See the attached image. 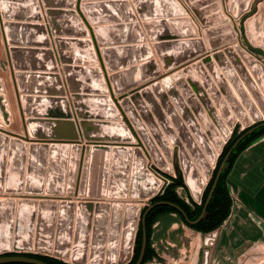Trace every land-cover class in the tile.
<instances>
[{"label": "water", "instance_id": "1", "mask_svg": "<svg viewBox=\"0 0 264 264\" xmlns=\"http://www.w3.org/2000/svg\"><path fill=\"white\" fill-rule=\"evenodd\" d=\"M224 2L225 8L222 0H133L135 14L128 0H0V27L10 46L27 117L26 137L0 128V264H48L19 255L30 251L71 264H128L134 257L139 221L143 235L136 264H143L148 244L145 221L154 208L172 207L191 226L204 219L229 157L264 126V0L255 1L249 11V0ZM158 4L165 5L173 19L154 13L152 7ZM236 4L238 22L226 23L224 10L233 15ZM111 6L124 8L126 20L104 21L101 9ZM188 11L204 27L212 56ZM138 20L159 61L152 59ZM172 23L183 25L191 35L163 37L160 29ZM126 27L138 31L140 39L116 47L108 33ZM248 28L258 31L259 45L250 41ZM31 30L41 37L23 41L22 34ZM73 47H79L82 56L73 55ZM33 48L49 50L48 75L31 73L25 66L24 54L39 52ZM129 49L145 51V63L131 69L120 66L117 53ZM159 64L167 72L163 76ZM136 71L144 75L128 83ZM86 77L95 83L92 95L81 90ZM40 79L50 80L47 93H41ZM92 100L110 108L108 122L88 116L85 103ZM55 103L64 106L59 120L53 116ZM239 121L251 130L226 154L196 221L177 204L155 202L161 182L148 171L145 154L166 173H172L175 163L180 165L184 182L199 203ZM107 128L114 131L107 133ZM84 142L87 145L81 146ZM140 183L152 188L143 190ZM106 196L110 199H102ZM127 197L130 200H124ZM125 201L129 203L123 207ZM134 202L138 205L130 204ZM140 203L147 207L143 215ZM121 232L119 247L114 234ZM107 235L112 238L105 251ZM217 237L218 230L206 235L203 264L210 263ZM10 253L17 255H6Z\"/></svg>", "mask_w": 264, "mask_h": 264}, {"label": "crops", "instance_id": "2", "mask_svg": "<svg viewBox=\"0 0 264 264\" xmlns=\"http://www.w3.org/2000/svg\"><path fill=\"white\" fill-rule=\"evenodd\" d=\"M97 2H105V1H113V0H94ZM131 4L133 12L136 14L135 9L133 8L132 1L128 0ZM225 0H222V4L225 8ZM257 0H249L248 8L251 9L254 2ZM182 5L183 3L180 2ZM184 6V5H183ZM152 11L154 13H158L160 16L166 19H173L172 12L163 4L154 5L152 7ZM186 9V7L184 6ZM46 9V8H45ZM239 4H236L234 7V14L229 15L226 10H224V16L226 17V23H237L238 20L235 19L238 14ZM101 17L104 21H123L126 20L127 11H125L122 7H104L101 9ZM189 17L193 19L194 24L198 29L199 38L204 40V44L207 52L213 53L211 45L204 37V27L200 23V21L196 20L193 14L188 11ZM254 19V16L249 18L246 22L248 24ZM141 25L140 34L144 37L150 46V51L154 54L153 60L159 61L156 55V52L153 48V42L150 41L147 32L144 30L142 21H137ZM121 25H124L125 22H120ZM88 27V26H87ZM93 27V26H91ZM209 27V26H206ZM211 27V26H210ZM134 29L120 28L116 31H112L108 33V38L113 42V44H117L116 47H124L130 45L129 43H133L138 41L139 33ZM161 35L163 37H185L189 36L190 30L179 23H172L170 25L162 27L160 29ZM254 28H248V37L252 44L259 45L260 40L255 35L257 33ZM77 35V34H72ZM23 41H36V38H40L37 33L34 31H27L25 34H22ZM222 35H219L217 38H221ZM55 39V37H54ZM191 39V38H190ZM193 39V38H192ZM238 42V41H237ZM259 43V44H256ZM5 45L6 51V61L8 63V69L11 74V83L15 86L17 91V104L18 108H20L19 112L22 118V121H26V116L23 111L22 101H21V93L19 91L18 82L16 78V70L13 67L11 55H10V46L7 44L6 39L4 37V32L2 27H0V74L3 71V46ZM135 45V44H133ZM137 45V44H136ZM37 53H25L24 54V64L28 69L33 70L31 73H35L37 75H48L51 70L52 62L51 57L48 54V49L45 48H33ZM99 50L101 47L98 48ZM46 51V52H44ZM70 52L75 56H82V50L79 47H73L70 49ZM145 51L139 50H123L117 53L116 60L120 66L125 67L124 69H131L132 67H137L141 63H145L146 60ZM264 63V60H262ZM247 70L249 71L247 65L244 63ZM161 76L165 75L167 72L164 70L162 65H160ZM193 64H190L192 67ZM99 68H101V64H99ZM102 69V68H101ZM144 72V71H143ZM141 71H136L133 75H130L128 79V83L140 81L142 76L144 75ZM104 76L107 74L103 71ZM143 74V75H142ZM89 79V78H88ZM40 91L41 93H47L45 89L51 87L50 80L48 79H40ZM160 80L158 81V83ZM81 90L92 95L95 93L96 87L95 83L92 81L83 78L81 82ZM144 86L141 85L139 87ZM230 89L239 100L238 95L236 94L234 88L229 83ZM245 86V85H244ZM150 87V86H149ZM137 89V88H136ZM134 89V90H136ZM108 96L112 97L111 92L108 93ZM40 97H49V96H40ZM114 100L115 98L112 97ZM86 104L88 116L94 121H102L108 122L112 118L111 110L104 102L99 100L88 101ZM55 119H61L63 117L64 106L62 104L52 105ZM121 113V112H120ZM122 114V113H121ZM61 117V118H59ZM123 123L126 122V118L122 114ZM47 119V118H42ZM107 133L109 131L113 132L114 129L107 128ZM26 132L20 133L22 135H27ZM19 134V133H18ZM87 142L81 144V146H86ZM114 148L115 146H111ZM132 149H135L133 146ZM172 150L175 151L176 148L172 147ZM145 154V153H144ZM147 169L148 171L158 180L156 177V173L165 174L162 170L157 168L151 159L145 154ZM166 175V174H165ZM167 176H173L172 173ZM89 177V176H88ZM110 179V178H109ZM185 183V182H184ZM140 187L143 190H148L152 188L151 184L140 183ZM228 187L230 190V194L233 199V207L232 212L228 220L218 229V237L215 241V245L211 247V257L209 264H244L245 262H254L253 260L256 258V255L250 254L253 252V249L258 250L257 260H259L262 254V249H264V136L256 140L253 144H251L246 150H244L240 156L237 158L234 163L232 172L228 177ZM179 189L187 190L188 196L191 197L190 190L187 189L186 185L184 187H179L177 189V193ZM130 191V189H128ZM160 193H158L159 195ZM82 198H89L88 196H84ZM102 199H110L108 196ZM118 199V198H117ZM147 198L146 200H148ZM124 200H130L128 197ZM145 200V201H146ZM39 201V200H38ZM59 203L62 200H57ZM194 201V200H193ZM75 204H79L80 201H71ZM94 204H98L99 202L94 201ZM105 203V202H103ZM129 202H122L123 205H128ZM197 203V202H196ZM200 203V202H199ZM110 204H114V202H110ZM133 205H138V203H130ZM142 209L146 207L145 203H140ZM145 206V207H144ZM176 217L175 214H169L160 218L153 227V233L151 237L152 248L155 251L156 257L146 264H203L204 260V251L208 248L206 246V235L195 231L185 225H180L179 221L174 220L172 217ZM171 220H174V223H171ZM182 231V232H181ZM182 233V236H181ZM188 235L191 237L190 242L183 241V237ZM260 257V258H259ZM64 261V260H61ZM65 262V261H64ZM67 263V262H66ZM69 264V263H68Z\"/></svg>", "mask_w": 264, "mask_h": 264}, {"label": "trees", "instance_id": "3", "mask_svg": "<svg viewBox=\"0 0 264 264\" xmlns=\"http://www.w3.org/2000/svg\"><path fill=\"white\" fill-rule=\"evenodd\" d=\"M261 123H258L254 126H257ZM251 128H247L241 133H235L232 137V139L229 141L228 145L226 146L223 154L220 157V160L217 165L216 172L214 174V177L212 181L209 183L205 193L204 197L201 201V204L196 203L191 199V204L188 202L184 201L183 199L180 198V196L177 193V189L179 187H184L185 183L183 180V177L178 171L179 175L177 178L172 179V183L169 184L163 194L158 195L156 198L155 202L158 201H166V202H171L174 204L179 205L187 214L188 218L191 221H196L201 213L202 210L205 206L206 199L209 195V192L212 188V185L214 183V180L216 178L217 172L219 170V167L224 160L226 154L230 150V148L233 146V144L244 134H246L248 131H250ZM264 136V126L260 127L259 129L255 130L252 132L250 135H248L234 150L232 155L229 157L227 164L225 166V169L218 181V184L216 186L213 198L207 208L206 215L204 219L197 225L191 226L188 225L182 216V214L177 211L176 209L169 207V206H158L154 208L146 217L145 225L147 229V238H148V244L146 248V253L144 256L143 264H146L153 260L156 255L155 251L152 248V242H151V237L153 233V227L156 224V222L162 218L163 216L169 215V214H176L180 217L181 221L186 224L188 227L191 229L198 231L200 233H203L205 235L212 233L216 230H218L224 223L228 220V218L231 215L232 212V207H233V199L230 194V190L228 187V177L230 173L232 172L234 163L236 162L237 158L240 156V154L246 150L251 144H253L256 140ZM147 210V207L144 208L142 215L145 213ZM142 235H143V223L140 221V227L139 231L137 233V238H136V244H135V249H134V257L132 261L128 264H136L140 252H141V247H142ZM6 255H17L15 253H10ZM19 255H24L28 256L31 258H36L38 260H42L48 264H68L64 261H61L59 259L50 257V256H44V255H36V254H19ZM7 264H25V263H7Z\"/></svg>", "mask_w": 264, "mask_h": 264}, {"label": "rangeland", "instance_id": "4", "mask_svg": "<svg viewBox=\"0 0 264 264\" xmlns=\"http://www.w3.org/2000/svg\"><path fill=\"white\" fill-rule=\"evenodd\" d=\"M259 43L256 42V44H259ZM254 46H256V45L254 44ZM5 56H6V51H5V45H4L3 46V71H2V74H0V128L6 130L8 132H12V133H15V134L19 133L18 135L24 136V135H22L20 133H22L23 130H24V132H26L27 124H26V121H24V123L21 122L22 118H21V115H20V112H19L20 108H18L19 106L17 104V97H18L17 96V91H16L15 86H13L12 83H11V74H10V70L8 69V63L9 62L6 61ZM254 82L256 83V85H258L257 82L255 81V79H254ZM242 84H243V86L245 85L243 82H242ZM244 88L246 89V91L248 92L250 97L253 99V97L251 96L250 92L248 91L246 85L244 86ZM236 94H237V92H236ZM239 100H240V97H239ZM254 103L256 104L255 99H254ZM256 106H257V104H256ZM257 108H258L259 112H261V110H260V108L258 106H257ZM26 120H27V117H26ZM254 124H255V122H254ZM245 127L246 126H244L239 121L238 124H237L236 129L234 131H232V137H233V135L236 132L239 134L242 131H244L245 129H247ZM26 136L27 135H25L24 137H26ZM228 143L226 144V146L228 145ZM178 171H180V173H182L180 165L175 163L174 167L172 168V175L173 176H167V174L170 175L171 173L164 172L166 175L165 174H163V175L169 180V184L172 183V179L178 177V175H179ZM161 187H162V185L159 187L158 192L161 189ZM187 189H188V187H187ZM178 195L180 196L181 199H183L184 201H186L189 204H191V199L188 196L187 190L179 189L178 190ZM14 199H16L17 201H20V198H14ZM126 206L127 205H124L123 207H126ZM169 217H172L174 220L179 221L180 225H185L181 221V219H180V217L178 215H176V217H174V216H169ZM174 220H171V223H174L175 222ZM121 224H122V221H121ZM139 227H140V221H139L138 229H139ZM115 236L117 237V239H119V247H120V244H121L122 238H123V234L121 232L120 235L114 234V237ZM181 236H182V233H181ZM111 238H112V235L111 236L107 235V237L105 238V240L102 243L103 244L102 248H104L105 251H108L107 249H110L109 243L111 241ZM183 241L190 242L191 241V237L186 235V236L183 237ZM111 247H113V246H111ZM100 248H101V243H100V247H98V250H100ZM257 251L258 250L253 249V252L250 253V254L256 255V258H257V255H258ZM261 252H262V254L260 256L261 258L259 257L260 258L259 260H257L255 258L253 260L254 262L251 261V264H264V249H262ZM27 254H35V252L34 251H30V252H27ZM38 255H44V254H38ZM64 261L69 263V264H71L70 260H64ZM244 264H250L249 260H248V262H245Z\"/></svg>", "mask_w": 264, "mask_h": 264}, {"label": "built area", "instance_id": "5", "mask_svg": "<svg viewBox=\"0 0 264 264\" xmlns=\"http://www.w3.org/2000/svg\"><path fill=\"white\" fill-rule=\"evenodd\" d=\"M156 177L158 178V180L161 182V189L159 190V195L163 194V192L165 191L166 187L169 185V180L161 173H156ZM198 204H201L198 203Z\"/></svg>", "mask_w": 264, "mask_h": 264}]
</instances>
